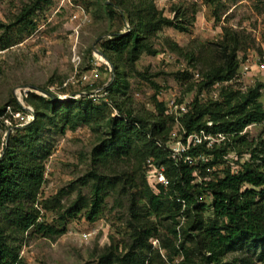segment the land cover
I'll use <instances>...</instances> for the list:
<instances>
[{"label": "trees", "instance_id": "16d2710c", "mask_svg": "<svg viewBox=\"0 0 264 264\" xmlns=\"http://www.w3.org/2000/svg\"><path fill=\"white\" fill-rule=\"evenodd\" d=\"M48 1L36 0L32 7L24 8L12 24H2V27L10 30L21 22L34 25L28 16ZM104 6L111 16L125 18L130 25L126 31L113 32L100 43L101 52L111 61L115 72L106 87L112 103L110 114L105 113L109 103L97 104L86 95L58 100L28 92L24 99L33 106V117L24 125L14 126L7 125L6 120H14L18 110H27L15 97L0 105V123L6 132L10 131L0 154V264H25L19 254L22 243L15 246L14 242L32 228L44 235L59 236L66 232V221L70 218L83 213L89 221L99 219L107 191L119 183L124 185L120 191L132 196L129 239L111 242L99 254L96 264H167L177 256L182 257L177 264H195L194 251L187 246L186 238L179 244L175 242L179 218L191 213L193 220L183 231L202 251L200 264L264 262V104L261 101L264 83L256 82L245 91L227 87L218 99H200L203 89L228 82L236 76L244 38L237 31L223 27V38L211 49L205 44L188 49L169 38L165 40L171 51L185 58L189 65L198 67L200 75L196 83L188 85V91L195 86L198 90L188 111L179 118L187 134L205 130L225 136L213 147L192 145L188 154L193 158V164L176 161L171 158L170 148L165 143L174 122V116L165 114V103H157L160 115L150 120L134 114L126 100H119L116 93L122 92L121 63L125 61L134 68L142 52L157 54L154 38L158 32L165 27L186 31L189 19L178 6L173 8L172 17L166 16L155 0H109ZM0 41L4 47L12 44L3 38ZM190 77L188 71L179 73L181 80L187 81ZM114 108L120 116L112 114ZM51 124L60 126L58 129L62 133L68 127L75 129L82 124L103 125L107 129L92 151L96 167L79 179L82 185L88 179L94 180L91 198L78 192L60 215L62 227L40 220L42 207L63 208L59 196L44 202L40 200L46 181V160L53 152L51 142L44 140ZM250 124H262L258 140H250L244 135L243 131ZM245 153L250 158L241 162ZM201 154L206 155L205 160L198 158ZM148 158L165 167L172 182L169 189L172 197L158 192L148 181ZM224 162L229 164L208 171ZM129 163L133 173L128 169ZM139 172H143L140 179ZM211 174L214 177L211 178ZM197 177H201V181H197ZM204 192L212 199L209 221L202 217L208 204L197 198ZM176 195L185 199V206ZM160 225H164L167 232L162 233ZM194 230L197 232L192 234L190 231ZM153 238L159 240L158 246H153ZM161 249L167 250V258L163 257ZM231 255L234 256L229 257Z\"/></svg>", "mask_w": 264, "mask_h": 264}, {"label": "rangeland", "instance_id": "374dc122", "mask_svg": "<svg viewBox=\"0 0 264 264\" xmlns=\"http://www.w3.org/2000/svg\"><path fill=\"white\" fill-rule=\"evenodd\" d=\"M35 1L0 0V39L12 41L8 47H4L0 41V105L15 97L23 99V103L32 109L27 112L16 111L14 120L7 119L6 124L24 125L32 119L34 108L25 101V90L36 93L48 91L51 97L66 95L79 98L86 95L97 104L109 103L105 113L110 114L112 103L106 87L112 82L115 72L112 64L101 53L100 43L113 32L126 31L129 22L108 13L104 5L109 0H49L28 16L34 25L21 22L10 30L2 27V24H12L23 9L32 7ZM155 1L168 17L174 15L175 6L180 7L189 19L188 30L165 27L154 38L157 54L142 52L134 68L125 61L121 63L122 92L116 94L119 100H126L134 114L154 120L160 115L158 102H164L166 110L169 108L171 112L174 111L171 108L172 101L189 106L198 90L197 86L192 91L187 90L190 83H196L200 78L198 67L189 65L185 58L171 51L165 42L167 38L188 49L199 44H205L209 49L215 48V43L223 38V27L237 31L244 38V49L239 52L240 66L236 76L228 82L216 83L203 89L200 99L204 101L218 99L227 87L245 91L256 82L264 83V68L260 67L264 62V0ZM183 71L191 74L189 80L179 78V73ZM261 92L264 104V86ZM175 115L172 130L165 141L168 147L174 146L184 135L175 129L179 123L177 119L180 118L177 113ZM58 127L55 124L49 125L44 136L47 143L51 142L53 152L46 160V181L40 192V200L44 202L45 199L59 196L63 208L57 210L42 207L40 220L62 227L60 215L76 198L77 193L82 192L88 199L91 198L94 180L88 179L82 185L79 179L96 167L92 161V151L107 129L103 125L82 124L75 129L68 127L62 133ZM262 127V124H250L243 133L250 140H258ZM7 134L8 131L0 123V154ZM249 158V154L245 153L240 161ZM129 164L128 169L133 173V166ZM227 164L229 162L221 163L219 167L208 171L219 170ZM142 174H137L139 179ZM196 180L201 181V177ZM123 187V183H119L109 188L102 216L96 221H89L82 213L68 219L66 232L59 236L44 235L34 228L28 230L14 242L15 246L22 243L19 254L24 263L96 264L99 254L111 242H127L132 196L130 193L123 194L120 191ZM197 198L208 204L202 211V217L209 221L212 218L211 195L204 192ZM179 219V234L175 242L179 244L186 238L187 246L194 251L193 262L200 264L202 251L183 231L189 228L193 220L192 213L186 217L182 215ZM159 227L162 233L167 232L164 225ZM190 232L195 234L197 231ZM155 240L156 245L153 243ZM152 244L158 246L159 240L153 238ZM161 252L167 258V250L161 249ZM181 260L182 257L177 256L172 263L167 264H177Z\"/></svg>", "mask_w": 264, "mask_h": 264}, {"label": "built area", "instance_id": "2783aa9c", "mask_svg": "<svg viewBox=\"0 0 264 264\" xmlns=\"http://www.w3.org/2000/svg\"><path fill=\"white\" fill-rule=\"evenodd\" d=\"M260 67L264 68V62L260 64ZM28 90H25V95H27ZM41 95L50 97L48 96L47 93L51 94L48 91H43L39 92ZM53 98H57L58 100H68L73 97H67L66 95L64 96H59L55 97L52 96ZM171 108H174V111L172 110L171 112L169 111V108L165 110L166 115H172L174 116L175 113L178 115H182L185 112L188 111V106L187 104L184 103H175L174 101L171 102ZM113 115H118L117 109L114 108ZM176 116V115H175ZM178 124H176V130L179 132L184 133L183 139L182 140H177L174 144V146L169 147L170 148V156L176 161L183 160L184 162H188L190 164L194 163L193 158L188 154V150L192 145H199V144H206L207 147H213L215 143H219L221 140L225 138V136L222 133H219L217 135H213L212 133H208L205 130H201L200 132H194L187 134L186 130L184 129L183 125L179 121V118L177 119ZM161 143V142H160ZM201 160H205L206 155L201 154L199 157ZM146 166H147V177L148 181L150 184L157 190L158 192L162 193L165 196L172 197L173 195L169 193V189L171 186V179L170 177L166 174V169L164 166H158L154 163L152 158H148L146 161ZM176 199L181 202L185 206V199L178 197L176 195ZM154 245H156L157 240H155Z\"/></svg>", "mask_w": 264, "mask_h": 264}, {"label": "water", "instance_id": "95a60500", "mask_svg": "<svg viewBox=\"0 0 264 264\" xmlns=\"http://www.w3.org/2000/svg\"><path fill=\"white\" fill-rule=\"evenodd\" d=\"M102 53V52H101ZM103 54V53H102ZM103 56H105L104 54H103ZM106 57V56H105ZM107 58V57H106ZM108 59V58H107ZM109 60V59H108ZM109 62L111 63V61L109 60ZM112 64V63H111ZM113 66V65H112ZM23 100V99H22ZM21 99H19V101H21V104H22V106L26 109V110H29V111H32V109L30 108V107H27L24 103H23V101H22ZM9 132L10 131H8V134H7V136L9 135Z\"/></svg>", "mask_w": 264, "mask_h": 264}]
</instances>
